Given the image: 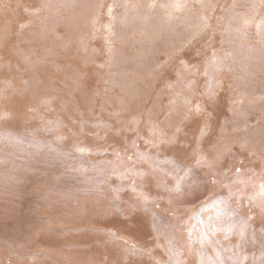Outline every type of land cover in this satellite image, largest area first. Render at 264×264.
<instances>
[{"label": "rangeland", "instance_id": "1", "mask_svg": "<svg viewBox=\"0 0 264 264\" xmlns=\"http://www.w3.org/2000/svg\"><path fill=\"white\" fill-rule=\"evenodd\" d=\"M0 264H264V0H0Z\"/></svg>", "mask_w": 264, "mask_h": 264}]
</instances>
